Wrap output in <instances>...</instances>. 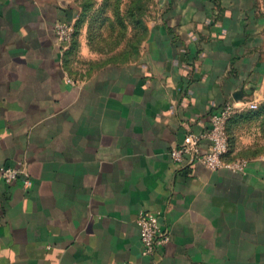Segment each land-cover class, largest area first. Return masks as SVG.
I'll return each instance as SVG.
<instances>
[{"label": "crops", "instance_id": "0c3cea01", "mask_svg": "<svg viewBox=\"0 0 264 264\" xmlns=\"http://www.w3.org/2000/svg\"><path fill=\"white\" fill-rule=\"evenodd\" d=\"M257 1L160 0L136 59L78 73L53 33L71 0H0V264H264V154L231 152L244 174L168 156L217 107L264 101ZM141 212L170 236L150 257Z\"/></svg>", "mask_w": 264, "mask_h": 264}, {"label": "rangeland", "instance_id": "374dc122", "mask_svg": "<svg viewBox=\"0 0 264 264\" xmlns=\"http://www.w3.org/2000/svg\"><path fill=\"white\" fill-rule=\"evenodd\" d=\"M71 2L77 12L72 23L74 35L67 49L70 53L66 57V65L71 72L89 73L101 65L122 63L135 57L132 51L141 48L147 39L149 26L157 17L160 0ZM257 5L264 14V0H258ZM83 43L88 48L86 54L81 49ZM245 119L236 122L239 128L228 131V136L232 135L233 139L231 149L235 156L242 158H250L255 153L264 154V113L257 118L249 116ZM251 135L253 141L243 143L242 138Z\"/></svg>", "mask_w": 264, "mask_h": 264}, {"label": "built area", "instance_id": "2783aa9c", "mask_svg": "<svg viewBox=\"0 0 264 264\" xmlns=\"http://www.w3.org/2000/svg\"><path fill=\"white\" fill-rule=\"evenodd\" d=\"M53 33L59 43H69L73 35V26L71 23L57 21L54 23ZM247 108L255 110L257 104L250 102ZM235 110L234 104L231 103L217 107L209 115L206 130L199 135H186L177 148L169 151V159L183 167L197 165L209 172L228 171L244 174L248 165L246 160L225 159L228 153L226 122ZM202 145H205L204 150ZM1 179L7 186L20 180L26 190L32 185L27 172L18 166H5L1 171ZM135 224L139 230L142 256L150 257L169 243L170 236L159 228L156 215L141 212Z\"/></svg>", "mask_w": 264, "mask_h": 264}, {"label": "trees", "instance_id": "16d2710c", "mask_svg": "<svg viewBox=\"0 0 264 264\" xmlns=\"http://www.w3.org/2000/svg\"><path fill=\"white\" fill-rule=\"evenodd\" d=\"M73 32H74V29H73ZM71 49H72V47H71ZM139 49L140 48H137V50H136V48H134V50L132 52L135 54V57H133L130 60L136 59V57L138 55V52H139ZM69 53H70V51L67 50L66 51V57L69 55ZM263 105L264 104H261V105L257 106V108L255 110H248L246 112H242L241 114L236 115L233 118H231V120H227V127H226V130H225L226 131V137H227L228 149H229V151H228V153H227V155L225 157V159L227 161H233V160L239 159L237 157H228L231 154V152H233V150L231 149V147L233 146V139H232V135H230L231 138L228 136V131L230 132L232 130V127L236 124L237 121L246 120L245 118H247L249 116L257 118L259 115H262L264 113V112H262V110H264V106Z\"/></svg>", "mask_w": 264, "mask_h": 264}]
</instances>
